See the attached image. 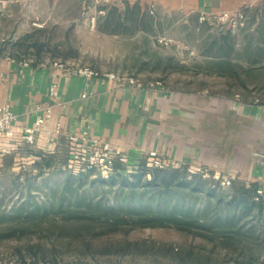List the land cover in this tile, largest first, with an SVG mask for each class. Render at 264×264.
I'll return each mask as SVG.
<instances>
[{
  "label": "rangeland",
  "instance_id": "1",
  "mask_svg": "<svg viewBox=\"0 0 264 264\" xmlns=\"http://www.w3.org/2000/svg\"><path fill=\"white\" fill-rule=\"evenodd\" d=\"M0 55L119 71L214 105L264 104V0L212 17L126 0H0ZM35 144L0 159V264H264L263 184L172 163L197 191L162 202L199 224L117 219L156 207L150 160L105 174L75 165L69 146Z\"/></svg>",
  "mask_w": 264,
  "mask_h": 264
},
{
  "label": "crops",
  "instance_id": "2",
  "mask_svg": "<svg viewBox=\"0 0 264 264\" xmlns=\"http://www.w3.org/2000/svg\"><path fill=\"white\" fill-rule=\"evenodd\" d=\"M126 1L144 8L193 9L207 17L253 2ZM25 62L0 55V107L10 106L18 114L19 125L15 136L0 137V159L25 143L21 125L35 122L41 113L38 105L51 103L52 127L60 122L65 133H39L35 146L40 148L69 146V135L80 142L99 137L129 151L137 164L150 160V151L157 150L168 164L226 171L234 178L264 185V104L225 98L222 105H214L209 97L205 101L190 97L157 82L121 83L86 76L76 65ZM54 82L59 83L56 96L50 93Z\"/></svg>",
  "mask_w": 264,
  "mask_h": 264
},
{
  "label": "built area",
  "instance_id": "3",
  "mask_svg": "<svg viewBox=\"0 0 264 264\" xmlns=\"http://www.w3.org/2000/svg\"><path fill=\"white\" fill-rule=\"evenodd\" d=\"M26 64L28 61L25 62ZM56 65L65 66V63L55 62ZM80 71L86 76H105L111 80L138 85L141 80L133 75L122 73L119 71H99L90 65L79 66ZM158 83V82H157ZM159 84V83H158ZM50 93L53 96L59 93V83L54 82L50 86ZM87 93H84L86 96ZM41 113L37 116L35 122L21 125L22 138L24 141L34 143L37 135L41 132H49L56 134L65 133L62 124L56 123L52 127L54 105L51 103L40 104L37 107ZM18 125V114L10 107H0V137L15 136ZM70 145L69 154L71 161L83 169L97 168L102 172H113L118 162L128 166L129 168H137L138 164L132 161L129 151L119 150L107 141H103L99 137L88 139V141H78L74 135H69ZM150 164L156 167H166L169 164L166 159L159 154L157 150H151L149 153Z\"/></svg>",
  "mask_w": 264,
  "mask_h": 264
},
{
  "label": "trees",
  "instance_id": "4",
  "mask_svg": "<svg viewBox=\"0 0 264 264\" xmlns=\"http://www.w3.org/2000/svg\"><path fill=\"white\" fill-rule=\"evenodd\" d=\"M119 165L125 167L124 164L118 162L115 168ZM181 168L183 169L181 170ZM187 171V167H174L171 170H169L167 167H155L153 171V177L149 182L153 184V191L150 192V190L146 189V193L148 194V197L152 199L154 197L153 195L155 191L158 192V194L155 193V195H157L156 207L143 205L140 208L129 209L128 211L122 209L119 213H117L118 215H116V218L118 219L121 216L123 218L132 217L136 221L139 220L140 223L154 221H160L163 223L171 222L182 228H187V226L197 223L199 220H201L198 212H193L192 210L190 211L189 209L180 207L179 202H173L170 205H166L162 202L165 201V199L166 201H172V198L175 196L179 198L183 192L192 193V191H197V188L189 178ZM142 176V174L139 175L141 178ZM252 185L257 186L259 184L253 183ZM146 186H148V184H146L144 187ZM245 190L247 191L250 189L245 188ZM209 191L210 190H208L207 193ZM211 191L214 190L212 189ZM108 212L109 211H107V213Z\"/></svg>",
  "mask_w": 264,
  "mask_h": 264
}]
</instances>
